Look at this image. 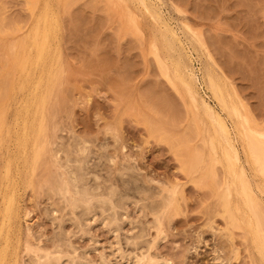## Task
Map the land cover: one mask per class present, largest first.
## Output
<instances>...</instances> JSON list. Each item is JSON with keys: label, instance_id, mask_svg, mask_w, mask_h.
I'll return each instance as SVG.
<instances>
[{"label": "rangeland", "instance_id": "1", "mask_svg": "<svg viewBox=\"0 0 264 264\" xmlns=\"http://www.w3.org/2000/svg\"><path fill=\"white\" fill-rule=\"evenodd\" d=\"M39 25L51 40L31 41ZM171 58L197 75L198 104L230 134L231 104L264 131V0H0V264H264L247 224L230 219L240 198H226L214 128L166 68ZM206 71L229 105L213 98ZM246 170L264 213V178ZM60 175L90 193L77 189L88 205ZM251 209L242 211L254 225Z\"/></svg>", "mask_w": 264, "mask_h": 264}, {"label": "bare ground", "instance_id": "2", "mask_svg": "<svg viewBox=\"0 0 264 264\" xmlns=\"http://www.w3.org/2000/svg\"><path fill=\"white\" fill-rule=\"evenodd\" d=\"M140 2H142V4H143V0H139ZM47 4V3H46ZM45 4V5H46ZM145 4L147 5V3L145 2ZM144 4V6H145V8H146V5ZM47 7H49L48 5H46ZM147 6H150V5H147ZM46 7V8H47ZM149 8V7H148ZM152 8V7H151ZM150 8V9H151ZM48 9V8H47ZM46 9V11H48ZM152 10V9H151ZM45 11V10H44ZM50 12V11H49ZM151 12V11H150ZM152 12H155V11H152ZM148 13H149V11H148ZM43 15L44 16H46L47 15V13H45L44 14V12H43V10H42V17H43ZM151 15V13L149 14V16ZM39 16H41V14L39 15ZM158 16V15H157ZM153 17V20L155 21L156 20V17H154V16H152ZM44 18H46V17H44ZM40 20H41V17L39 18ZM49 19H52V18H50V16H49ZM160 19V18H159ZM158 19V20H159ZM44 20V19H43ZM42 21V20H41ZM45 21H46V19H45ZM37 22H38V20H37ZM53 22V21H52ZM47 23H48V19H47ZM49 23H51L50 22V20H49ZM40 24H42V22L40 23ZM46 24V23H45ZM8 25V24H7ZM38 25V24H37ZM50 25V29L52 28L51 27V24H49ZM6 26V25H5ZM35 27V26H34ZM134 27V26H133ZM160 27V26H159ZM9 28V27H8ZM46 28V27H45ZM47 28H48V25H47ZM46 28V29H47ZM43 29V28H42ZM49 29V28H48ZM50 29H49V31H50ZM53 29V28H52ZM169 29V28H168ZM167 29V30H168ZM54 30V29H53ZM52 30V31H53ZM162 30V29H161ZM167 30H166V32H167ZM33 31V30H32ZM35 31V33L33 32V35H34V37H33V39L31 38V41L32 40H34V38L35 39H38V41L40 40V43L41 42H43V40H46L48 37V35H47V32L45 31V32H41V29H40V25H39V28H37L36 27V29L34 30ZM48 31V30H47ZM137 31V30H136ZM50 33H51V31H50ZM160 33V32H159ZM168 33V32H167ZM48 34H49V32H48ZM164 34V32H162V35ZM167 34H165V36H166ZM168 36L169 37H173L171 34L169 35L168 34ZM47 37V38H46ZM50 35H49V38L48 39H50ZM176 36H174V38H175ZM154 38V37H153ZM174 38H173V41H175V42H177L176 40H174ZM156 39V38H155ZM154 39V40H155ZM160 39H162L161 37H160ZM51 40V39H50ZM31 41H30V44H31ZM36 41V40H35ZM34 42V41H33ZM37 42V41H36ZM36 42H34V45L35 46H37L38 45V43L37 44H35ZM46 42V41H45ZM49 42V41H48ZM51 42V41H50ZM160 42V41H159ZM158 42V43H159ZM163 43L164 42H166V41H162ZM171 42V41H170ZM156 43H157V41H156ZM48 44V46L49 45H51V44H49V43H47ZM47 44H44V45H46L47 46ZM171 44H172V42H171ZM170 44V45H171ZM179 44V43H178ZM43 43L41 44V48H44L43 46ZM157 45V44H156ZM160 45V44H159ZM181 45V44H180ZM165 46H169L168 44H167V42L165 43ZM165 46H164V48H165ZM175 46H178V45H175ZM29 47V46H28ZM160 47V46H159ZM26 48V47H25ZM39 48V47H38ZM172 48V47H171ZM182 48V47H181ZM28 49V48H27ZM34 48H32V50H33ZM36 49V48H35ZM40 49V48H39ZM45 49V48H44ZM44 49H42V50H44ZM48 49H49V47H48ZM50 49H51V47H50ZM49 49V50H50ZM159 49V48H158ZM176 49V48H175ZM183 49V48H182ZM180 50V49H178V50H180V51H184V50ZM48 50V51H49ZM160 50V49H159ZM165 50H167V49H165ZM37 51V50H36ZM51 51V50H50ZM177 51V50H176ZM13 52V51H12ZM29 52V51H28ZM25 53V52H24ZM26 53H27V50H26ZM43 52L41 51L40 52V54H42ZM47 53H49V52H47ZM52 53V52H51ZM165 53H171V55H172V51L170 52V48H169V50H167V52H165ZM181 53V52H180ZM179 53V55H182L183 53H181L180 54ZM21 56H19L18 57V55H17V57H16V60H17V58H18V60H17V62H16V64H15V66H16V69H18L19 71V75H20V73L22 74V72H23V70H24V68H25V65H26V62H25V57L24 56H26V54H24V56H23V53L21 52ZM28 54V53H27ZM39 54V55H40ZM44 55L46 54V53H43ZM43 54H42V57H43ZM161 54V53H160ZM185 54V53H184ZM30 55H32V53L30 54ZM36 56H37V54H35ZM34 55V56H35ZM38 55V59H40V61H41V58L42 57H40ZM48 55V54H47ZM47 55H46V57L45 58H42V60L44 59H46L47 58ZM52 56L53 54H49V56ZM48 56V57H49ZM51 56H50V58H51ZM162 56V55H161ZM160 56V57H161ZM166 56V58H167V55H165ZM183 56V55H182ZM182 56H180V57H182ZM27 57V56H26ZM31 57V56H30ZM40 57V58H39ZM53 57V56H52ZM168 57L170 58V56L168 55ZM172 57V56H171ZM165 58V57H164ZM27 59V58H26ZM34 59V58H33ZM38 59L36 60V57H35V59L34 60H36V62L38 61ZM52 59V58H51ZM172 59V58H171ZM176 59V58H175ZM175 59L173 60V63L171 62V60H169L170 62H169V64L171 63V64H174V61H175ZM178 59V58H177ZM31 60V59H30ZM41 61V62H43V64L45 65L46 63H47V60H45V61ZM27 61H28V59H27ZM39 61V62H40ZM53 60H51V62H52ZM178 61V60H177ZM176 61V64L178 63ZM166 62V61H165ZM164 62V63H165ZM182 62H184V60L182 61ZM38 63V62H37ZM49 63H50V61H49ZM48 63V64H49ZM185 63V62H184ZM184 63H183V65H184ZM13 64V65H14ZM27 64H28V62H27ZM32 64V63H31ZM30 64V65H31ZM34 64V63H33ZM39 64V63H38ZM41 64V63H40ZM171 64H170V66H168V63H167V69L169 70V72H170V74L173 76V78H175V79H177L181 84H182V87H184L183 89L186 91V93H188L190 96L189 97H191V98H189V99H191L192 100V103L194 104V102L195 103H200V101H199V97H198V92H197V89H196V86H195V83L197 82V80H198V77H197V75L192 71V69H190V68H188V67H182V64L181 65H179L180 64V61H179V63L177 64V66H171ZM186 64V63H185ZM13 65H12V70L13 71H15V72H17V70H15V66L13 67ZM30 65H28L29 67L28 68H30ZM43 65V66H44ZM50 65V64H49ZM48 65V66H49ZM32 66V65H31ZM34 66H38V65H34ZM42 67V64H41V66H39V68H41ZM44 67H46V65L44 66ZM44 67H42L43 69H45ZM10 68V67H9ZM27 68V69H28ZM32 68V67H31ZM208 68V67H207ZM34 69V68H33ZM43 69H40V70H43ZM50 69V68H49ZM30 70V69H29ZM46 70V69H45ZM208 70V69H207ZM12 71V72H13ZM32 73H33V70L31 71ZM38 72L40 73L41 71H39L38 70ZM29 73V75L31 74L30 73V71L28 72ZM28 73H27V80L29 79L28 77H32L31 75L30 76H28ZM38 73V75H40ZM44 73V74H43ZM202 73V72H201ZM13 75H15L14 73H12ZM11 74V75H12ZM23 74H25V73H23ZM20 75V77L22 76V78H20V80L21 79H25L23 76L24 75ZM36 74V73H35ZM46 73L43 71L42 72V75H45ZM12 75V77H14ZM19 75L17 76L18 77V79H19ZM33 75V74H32ZM215 75V74H214ZM34 76V75H33ZM36 76V75H35ZM41 76V75H40ZM40 76L38 77V78H40ZM217 76V75H216ZM215 76V77H216ZM32 78H34V77H32ZM31 78V79H32ZM36 78H37V76H36ZM45 78V77H44ZM44 78H41V79H44ZM202 78H203V83L205 84V86L207 87V89L211 92V94H212V96H213V98L217 101V102H219L218 104H220V105H224V106H227V104H228V102L226 103V101H225V95H224V93H223V91H222V88L220 87V82H218L217 83V81L218 80H220V79H218L217 81H216V79L214 78V76H212V73H209L208 71H206L205 73L203 72L202 73ZM40 79V80H41ZM17 80V79H16ZM6 81V80H5ZM17 81H19V80H17ZM23 81V80H22ZM22 81H21V83L19 84V85H21L22 86V84H24V83H22ZM43 81V80H42ZM47 80H46V78H45V82H46ZM20 82V81H19ZM19 82H17V85H18V83ZM44 82V81H43ZM6 83V82H5ZM16 83V82H15ZM25 83H28V81L27 82H25ZM39 83V82H38ZM37 83V84H38ZM41 83V82H40ZM40 83L38 84V85H40ZM179 83V84H180ZM220 84V85H219ZM12 85V84H11ZM27 85V84H26ZM25 85V86H26ZM44 85V84H43ZM47 85L49 86V84L47 83ZM47 85L45 86V89H46V87H47ZM225 84L223 83V85L222 86H224ZM20 86V87H21ZM24 86V85H23ZM22 86V87H23ZM11 87V86H10ZM12 87H14V85L12 86ZM18 87V86H17ZM26 88V87H25ZM24 87H23V89H25ZM38 88V87H37ZM40 88V87H39ZM38 88V89H39ZM48 88V87H47ZM224 88V87H223ZM11 89H13V88H11ZM38 89H37V92H38ZM41 89H42V91H41ZM41 89H40V95H41V93L43 92V88L41 87ZM39 93V92H38ZM45 93V92H44ZM228 93V92H227ZM36 95V94H35ZM38 95V94H37ZM40 95H38V98H39V96ZM229 95V94H228ZM227 95V96H228ZM44 96V95H43ZM37 97V96H36ZM44 97H46V96H44ZM232 97V96H231ZM227 99H228V97H226ZM32 99V98H31ZM40 99V98H39ZM38 99V100H39ZM42 99H46V98H42ZM226 99V100H227ZM37 99H35V101L34 102H37L36 101ZM214 100V101H215ZM237 100L239 101V99L237 98ZM31 101L32 100H30V103H31ZM32 101V103L33 104H35L34 102ZM44 101V100H43ZM42 101V102H43ZM46 101V100H45ZM194 101V102H193ZM231 101V100H230ZM39 102H40V100H39ZM233 102V101H232ZM236 103V102H235ZM234 103V104H235ZM32 104V105H33ZM231 104V103H230ZM238 104V103H237ZM28 105V104H27ZM198 105H200V104H198ZM202 105V108H203V110H204V114L206 113V116L208 117V119L210 120V122H211V124H212V126H213V128H214V130H213V138L211 139V141H210V146H211V149L212 150H214L215 152H216V155H218L217 157V159L219 160V161H221V163H222V166H223V168H224V170L226 171H224L225 173H226V176H227V183H226V185H227V189H226V198L227 199H229L230 198V196H235V197H238V198H240V201L241 202H239L238 204H236L235 206H233V207H231L230 208V219H231V221H234V222H243V223H246L247 224V229H248V231H249V234H254L255 235V245H256V249H257V251L259 252V254L264 258V222H262L263 221V218H261V217H264L263 216V212H262V208H260V206L256 203V202H254V199L253 198H251V194H250V192H251V185H252V181H251V179L249 178V176L247 175V170L246 169H252V171L251 172H254V173H256V175L257 174H259L260 176H262L263 178H264V131L263 130H260V129H255V128H252V127H250L249 125H248V121H247V119L243 116V115H241L240 114V112H239V108H237V106L235 107V106H233V104H231V105H229V107L227 106V109L230 111L229 113H231V119L233 120L232 122V124H233V129L232 130H234V134L232 135V134H230V132H228V130H227V128H226V126L224 125L225 123H223V121H222V119H221V117L219 116V114H217V113H215L214 112V110L212 109V108H210L209 106H208V104H205V103H202L201 104ZM200 105V106H201ZM240 105V107L242 108V104H239ZM29 106V105H28ZM27 106V107H28ZM35 106V105H34ZM44 106V105H43ZM31 107V108H30ZM39 107V106H38ZM220 107V106H219ZM223 107V106H222ZM195 108V107H194ZM197 108H199V106L197 107ZM224 108H226V107H224ZM245 108V107H244ZM30 109H32V106L30 105L29 106V109H27L28 110V113H30L29 111H30ZM36 109V108H35ZM213 111H212V110ZM221 109V108H220ZM23 110V109H22ZM201 110V109H200ZM203 110H201V111H203ZM24 111V110H23ZM36 112H37V110H35ZM222 111H223V109H222ZM21 113H22V111H20ZM54 112V111H53ZM24 113V112H23ZM38 113V112H37ZM37 113H35L34 112V114H37ZM26 115H27V111H26V113H25ZM24 114V115H25ZM33 114V115H34ZM40 114V113H39ZM247 114V113H246ZM26 115L24 116V117H26ZM29 116H30V114H28ZM54 115V114H53ZM23 116V115H22ZM28 116V118H30ZM38 115H36L35 117H37ZM249 116V115H248ZM32 117H34V116H32ZM151 118V117H150ZM159 118V117H158ZM248 118H250V116L248 117ZM31 119V118H30ZM32 119H34V118H32ZM31 119V120H32ZM36 119V118H35ZM35 119H34V121H35ZM154 119V118H153ZM24 121H25V119H23ZM29 120V119H28ZM30 120V121H31ZM149 120V119H148ZM252 120V119H251ZM250 120V121H251ZM23 121V122H24ZM29 121V122H30ZM33 120H32V124L34 125V122ZM249 121V122H250ZM161 124V123H160ZM252 124V123H251ZM23 125V124H22ZM25 125V124H24ZM29 125V123L28 124H26V128L25 129H27V126ZM147 125V124H146ZM209 125H210V123H209ZM253 125H254V123H253ZM52 126V125H51ZM21 127H23V126H21ZM31 128H33V130L35 131V127L34 126H31L30 127V129H28V131H33V130H31ZM210 128V127H209ZM23 129H24V127H23ZM211 130V129H210ZM24 131V130H23ZM27 131V130H26ZM27 131V132H28ZM34 131H33V133L32 134H34V135H36L37 133H36V131H35V133H34ZM24 134H22V135H25V131L23 132ZM232 133V132H231ZM19 134V133H18ZM26 134H28L29 135V133H26ZM31 134V136H32V138H33V135ZM21 135V134H20ZM27 135V136H28ZM159 135V134H158ZM187 135V134H186ZM26 135L24 136V137H21V140H22V138H23V141H25L24 139L27 137ZM30 136V135H29ZM28 136V137H29ZM30 136V137H31ZM18 137H19V135H18ZM17 135H16V139H15V142H16V140H17ZM27 137V139H29ZM38 136H36V141H37V138ZM55 138H56V136H55ZM27 139H26V141H27ZM35 139V138H34ZM47 139V138H46ZM51 139V138H50ZM19 140V139H18ZM30 140H32V139H30ZM22 142V144L24 145V144H26L27 142ZM29 141V140H28ZM35 141V142H36ZM51 141V140H50ZM45 143V142H44ZM239 144V148H240V151L238 150V148H237V145L236 144ZM31 144V143H30ZM36 144H37V142H36ZM18 145H19V143H18ZM27 145H28V143H27ZM35 145V144H34ZM34 145L32 146V149H33V147H34ZM52 145V144H51ZM59 146V145H58ZM22 147V146H21ZM20 147V145H19V149L21 148ZM23 147H25L26 148V145L25 146H23ZM53 147V146H52ZM60 147V146H59ZM17 149H18V147H16ZM24 148V149H25ZM29 148H30V146H29ZM35 148V147H34ZM39 147L37 146V149H38ZM49 148V147H48ZM24 149H20L19 151H21V152H23L24 151ZM36 149V152H38V150ZM56 150H59V152H60V149H56ZM84 150V149H83ZM18 151V150H17ZM18 151V152H19ZM25 151L26 152H24L23 153V156H25L24 157V160H25V158L27 157V154H29V152L25 149ZM30 151V150H29ZM62 151H63V149H62ZM61 151V152H62ZM28 152V153H27ZM66 152V151H65ZM79 152V151H78ZM212 152V151H211ZM20 153V152H19ZM30 153H31V151H30ZM21 154V153H20ZM20 154H19V156H20ZM41 154H42V152H41ZM35 155H37V156H40V153H39V155H38V153H36ZM52 155V154H51ZM64 155V154H63ZM70 155H71V151H70ZM18 156V157H19ZM23 156H22V158H20V159H23ZM60 156V155H59ZM74 156H75V154H74ZM83 156V155H82ZM81 156V157H82ZM34 157V156H33ZM67 157V156H66ZM76 157V156H75ZM77 157H79V156H77ZM86 157V156H85ZM28 158V157H27ZM26 158V159H27ZM31 158V157H30ZM72 158H73V156H72ZM70 159V158H69ZM78 159V158H77ZM80 159V158H79ZM28 160V159H27ZM64 160H65V158H64ZM76 160V159H75ZM20 161H22V160H20ZM30 161V160H29ZM42 161V160H41ZM41 161H40V163H41ZM66 161H68V160H66ZM70 161H71V159H70ZM79 161V160H78ZM77 161V162H78ZM242 161V162H241ZM11 162V161H10ZM27 161H25V162H23V164H25ZM32 162V161H31ZM71 162H74V160H72ZM70 162V163H71ZM76 162V161H75ZM76 162V163H77ZM82 162V161H81ZM68 163V162H67ZM80 163V162H79ZM63 164H65L66 165V163L64 162ZM73 164H75V163H73ZM85 163L83 162V165H84ZM11 165V164H10ZM27 165V164H26ZM65 165H63V168H64V166ZM69 166V164H67V167ZM71 166H72V164H71ZM80 166V165H79ZM82 166V165H81ZM73 167V166H72ZM78 167V166H77ZM83 167V166H82ZM84 168V167H83ZM82 168V169H83ZM52 169V168H51ZM62 169V168H61ZM72 169V168H71ZM74 169V168H73ZM86 169V168H85ZM254 169V170H253ZM63 170V169H62ZM64 171V170H63ZM65 171H67V173L69 172V174H70V172H73V170L72 171H68V169H66ZM76 171V170H75ZM256 171V172H255ZM79 172V171H78ZM81 172V171H80ZM66 173V172H65ZM75 173V172H74ZM82 173V172H81ZM68 174V175H69ZM76 174V173H75ZM67 175V174H66ZM68 175L66 176V177H68ZM61 176H63V175H60V179H59V181L62 179V180H64V181H62L63 183H59V184H64L63 186L66 188V187H69L70 185V187H72L73 185H75V183H76V185L78 184V182H80L79 184L81 185V187H82V184H81V181H78V178L77 177H74L73 178V176H74V174L72 173V175H70V178L71 179H74V181H75V183L73 182V181H71V180H68V181H70V183H72V184H68L67 185V183H64V182H67L66 180H65V178L63 179V177L61 178ZM72 176V177H71ZM76 176H79V174L78 175H76ZM258 176V175H257ZM250 177H251V175H250ZM81 179H82V174H81V177H80ZM35 179V178H34ZM67 179V178H66ZM80 179V180H81ZM254 179V178H253ZM83 180V179H82ZM85 180V179H84ZM254 182V181H253ZM74 183V184H73ZM82 183H83V181H82ZM254 183H257V182H254ZM262 184V183H261ZM260 184V185H261ZM264 184V183H263ZM262 184V185H263ZM35 185V184H34ZM67 185V186H66ZM75 185V186H76ZM80 185H78V186H80ZM63 186H62V188H63ZM74 186V188H75V191H73V192H76L75 194L74 193H72L74 196L73 197H75L76 196V194H79V193H81V192H83V196L84 197H80V196H82V193L81 194H79L78 196H79V198H77V199H79V201H88V199H86L85 200V194H84V191H85V193H86V189L84 190V187H83V189L81 188V187H78V186H76L75 187ZM256 187H257V185H255ZM264 186V185H263ZM262 186V189L264 190V187ZM57 187H59V185H57ZM78 187V188H77ZM56 188V187H55ZM61 188V186L59 187V190H60V193L64 190V189H60ZM82 190H84V191H81V192H79L81 189ZM254 188V187H253ZM261 188V187H260ZM70 188H67V189H65L64 191L66 192H64L65 194H68V195H70V193L72 192V190L70 189ZM77 189H80L79 191L77 190ZM261 189V190H262ZM62 190V191H61ZM67 190V191H66ZM70 192H69V191ZM79 192H77V191ZM258 191H260V190H258ZM59 192V191H58ZM62 192V194L64 195V193ZM89 192L87 191V194H88ZM254 193V192H253ZM260 193V192H259ZM262 193V192H261ZM90 194V193H89ZM89 194H88V196H89ZM263 194V193H262ZM88 196L86 197V198H88ZM71 198H70V200H71V206H73L72 204H74V205H77V204H79V208L81 207V206H84V205H88V204H86L84 201L80 204L79 203V201H77V204L75 203V202H73V197H72V195L70 196ZM69 198V197H68ZM80 198H82V200H80ZM90 198V197H89ZM77 199H75V200H77ZM88 203V202H87ZM101 203V202H100ZM111 204V203H110ZM241 204H242V207H241ZM243 205H248L249 207H250V209H251V211L253 210L254 212H252V215H254V216H256L257 217V224H256V222H255V224L253 225L250 221H251V218L248 216V214H247V210H246V212H244V211H242L243 210ZM78 206V205H77ZM75 207V206H74ZM85 207H87V206H85ZM82 208H84V207H82ZM242 208V209H241ZM258 208H260V210H261V212L263 213H261L260 214V211H259V209ZM85 209H88V208H85ZM244 209H246V208H244ZM86 211V210H85ZM254 213V214H253ZM258 213V214H257ZM261 215V216H260ZM253 216V217H254ZM262 219V220H261ZM28 228V227H27ZM256 228V229H255ZM244 235V234H243ZM111 249V248H110ZM135 257V256H134ZM133 257V258H134ZM133 258H132V260H133ZM137 259V258H136ZM106 260V259H105ZM104 260V262H106ZM139 260V259H138ZM138 260H136L137 262L135 263V261H134V263L135 264H138ZM141 260V259H140ZM139 260V261H140ZM6 262V261H5ZM102 264H103V262H101ZM108 263V262H107ZM141 263V262H140ZM105 264V263H104Z\"/></svg>", "mask_w": 264, "mask_h": 264}]
</instances>
